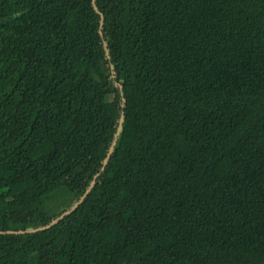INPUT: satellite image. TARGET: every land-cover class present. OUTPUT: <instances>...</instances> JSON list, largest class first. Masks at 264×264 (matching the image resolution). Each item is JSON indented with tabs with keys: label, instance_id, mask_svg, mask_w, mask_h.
Masks as SVG:
<instances>
[{
	"label": "trees",
	"instance_id": "obj_1",
	"mask_svg": "<svg viewBox=\"0 0 264 264\" xmlns=\"http://www.w3.org/2000/svg\"><path fill=\"white\" fill-rule=\"evenodd\" d=\"M0 264H264V0H0Z\"/></svg>",
	"mask_w": 264,
	"mask_h": 264
},
{
	"label": "water",
	"instance_id": "obj_2",
	"mask_svg": "<svg viewBox=\"0 0 264 264\" xmlns=\"http://www.w3.org/2000/svg\"><path fill=\"white\" fill-rule=\"evenodd\" d=\"M116 141V140H115ZM115 141H114V143H113V146L115 145ZM113 146H112V148H113ZM112 148H111V150H112ZM77 206V205H76ZM55 222H57V220H54L51 224H49L48 226H46V227H43V228H38V229H35V230H32V231H39V230H43V229H46V228H49L51 225H53Z\"/></svg>",
	"mask_w": 264,
	"mask_h": 264
}]
</instances>
